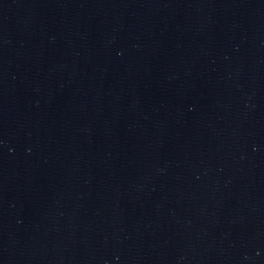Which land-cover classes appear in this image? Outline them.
Instances as JSON below:
<instances>
[{"label":"water","instance_id":"obj_1","mask_svg":"<svg viewBox=\"0 0 264 264\" xmlns=\"http://www.w3.org/2000/svg\"><path fill=\"white\" fill-rule=\"evenodd\" d=\"M0 264H264V0H0Z\"/></svg>","mask_w":264,"mask_h":264}]
</instances>
